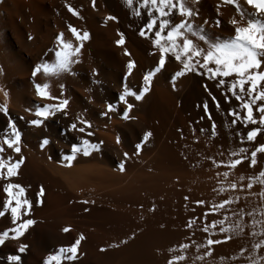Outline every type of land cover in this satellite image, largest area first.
I'll list each match as a JSON object with an SVG mask.
<instances>
[{
	"label": "bare ground",
	"instance_id": "1",
	"mask_svg": "<svg viewBox=\"0 0 264 264\" xmlns=\"http://www.w3.org/2000/svg\"><path fill=\"white\" fill-rule=\"evenodd\" d=\"M187 3L196 13L190 18L194 30L209 42L229 39L234 27L245 26L249 18L264 20L259 14L251 16L254 9L244 0H236L241 11L226 0ZM148 7L143 0H133L131 6L125 0H0V107L8 113L0 112V138L10 136L11 119L21 133L20 151L6 149L3 156L23 158L16 176L4 180L0 174V210L6 212L0 217V233L8 231L0 244V264H9V255L20 256V264H43L80 235L84 239L77 259L62 264H264V153H257V163L249 167L251 151L264 144V125L255 111L256 124L232 123L236 117L228 115L230 110L245 114L242 102L227 91L236 77H225L220 84L221 78L210 79L206 69L197 67L173 82L180 65L167 56L141 100L125 97L132 107L130 118H123L126 104L119 96L125 90L138 92L144 75L159 60V48L151 41L163 18L156 17V27L146 37L139 34L154 13ZM172 19L178 22L179 17ZM70 26L89 33L78 56L71 58L78 61L71 65V74L32 77L35 65L55 63L58 34L75 47ZM121 35L124 43L117 45ZM34 83H47L52 97L68 100L67 116L57 113L39 126L28 123L39 119L33 115L37 106L59 103L37 97ZM234 91L248 99L239 88ZM73 123L85 131H67ZM253 128L258 134L250 142L246 134ZM145 132L151 134L147 141ZM45 138L50 142L42 147ZM84 139L99 149H89L88 156L81 151L66 161L70 146ZM233 160L242 162L233 168ZM5 183L23 189L13 190L11 206L16 199L29 201L27 215L22 204L16 225L10 209L2 208ZM225 200L231 202L214 207ZM23 219L35 223L13 239L9 230ZM237 222L242 229L238 234L220 232ZM65 227L70 230L63 232ZM208 240L221 243L208 245ZM21 244L27 246L22 253ZM178 256L183 259L176 260Z\"/></svg>",
	"mask_w": 264,
	"mask_h": 264
},
{
	"label": "snow or ice",
	"instance_id": "2",
	"mask_svg": "<svg viewBox=\"0 0 264 264\" xmlns=\"http://www.w3.org/2000/svg\"><path fill=\"white\" fill-rule=\"evenodd\" d=\"M227 3L234 4L237 11H241L239 5L236 3V0H226ZM125 3L129 6L132 5L133 0H125ZM144 5H150L148 7L149 13H154L150 16L147 23L144 25L139 32L141 36H147V33L153 32L156 27V17L159 16L163 19L160 20L158 25V30L154 31V39L151 43L153 46L159 48V60L156 66L144 75L143 81L144 85L138 90V92L125 90L120 96L119 100L122 103L126 104V108L123 112V118L129 119L128 110L131 109L132 105L128 104L125 97L132 96L136 101L141 100L144 94L149 90L150 83L153 76L160 72L166 65V57L171 56L179 65V70L175 71L171 80L176 81L177 77H182L188 72H195L197 67L201 69H206L207 74L210 79L221 78L220 84H224L225 81L223 78L235 76L236 79L233 80L227 87L229 93H233V96L236 100L242 102V108L245 110L243 117L240 113L235 111H229L228 115L235 116L236 119L232 121L233 124L236 123V120H246L251 124H256L257 120L253 118V111L260 113L259 123L264 125V20L249 18L246 21L245 26H235L234 35L229 39L223 42H209L204 35L198 33L194 30V25L192 19L196 16V13L193 12L192 8L188 6L187 0H143ZM192 3H195V0H192ZM244 3L249 7L254 9V13L250 14L254 16L259 14V16L264 17V0H244ZM67 7V6H66ZM167 9V11H165ZM73 15L77 13L72 9L68 8ZM140 15L139 11L135 13ZM173 16L179 17L178 22L172 19ZM166 17V18H165ZM108 19H114V17H108ZM241 19H244L243 13L241 12ZM233 25H236L235 20L231 21ZM196 27H199L198 25ZM69 32L76 40L75 47L72 43L64 42L62 37L63 33H60L56 36V41L60 45L59 49L55 50V63L49 64L47 62L37 64L34 67L31 75L32 77H37L38 73H42L45 76H49L53 73L59 74L69 73L71 65L78 62L77 60L71 59L72 57L78 56L81 50L83 41L89 39V33L84 31L82 34L78 33L77 29L69 27ZM166 31V35H163ZM196 39H193V38ZM203 42V45L201 44ZM117 45H122L124 43L123 36H120V39L116 40ZM125 55H128L125 52ZM202 61V62H201ZM210 65H214L211 67ZM133 62L130 60L128 62L127 68L129 72L133 68ZM95 71V70H94ZM35 94L37 97L42 99H58L59 97H52L47 90L49 85L47 83H34ZM63 88V85L60 86ZM239 88L240 93L246 94L248 97L247 100L243 99V96L237 94L234 90ZM227 102V98H226ZM68 100H59L58 104H44L42 107L37 106L33 115L39 119H32L28 121L31 125L39 126L42 122V119H47L50 116H54L57 113L67 116L65 111ZM255 106V107H254ZM108 110L111 111L112 106H108ZM205 110L207 107L205 105ZM29 111V109H25ZM0 112H3L5 116L8 115L7 109L0 107ZM79 123L83 124L85 127H90L88 121L79 119ZM85 127H77L76 123H73L68 126L67 131H77L83 133ZM7 128L11 130L10 136L6 133L2 138V145H0V170H2V178L8 180L11 177L17 175V169L20 167L23 162V158L13 159L11 156L4 157L3 153L5 150H10L15 153H19L20 148V138L21 133L16 128L14 122L9 119L7 123ZM211 134L214 136L215 124L210 125ZM88 136H91L92 133L88 132ZM258 134V129L253 128L248 131L246 134L247 141H254V138ZM151 134L145 132L143 134V141H147ZM50 141L45 138L42 141L41 146L47 145ZM119 142V141H117ZM83 146V147H82ZM136 149L141 148V144H136ZM89 149L98 150L99 145L90 143L89 140H82L81 145L72 144L70 146L71 154L65 156V160L69 163L75 158V154L80 153L84 156L90 154ZM240 151H247V149H241ZM257 153H264V144H258L255 146L254 150L251 151V161L249 167H252L257 163L256 157ZM125 156L127 154L125 153ZM242 161L233 160L231 162V167H236ZM120 170H124L123 164L120 166ZM225 176L228 175L227 172L224 173ZM261 176H264V171H261ZM243 178V177H242ZM264 183V182H262ZM251 187V184L248 185ZM235 187V185H232ZM19 189L20 192L23 191L19 184L14 183H5L3 186V192L6 194V199L3 201L2 208L4 210L10 209L12 224H17V213L21 210L22 204L25 208L24 215H27V207L29 206V201L24 199L22 202L19 199L15 200V206H11V202L14 199V191ZM18 195V193H17ZM230 200H225L223 203L215 205V208H223L224 204L230 203ZM197 203L203 204V201H198ZM6 215V212L0 210V217ZM35 221L32 219H23L18 226L11 228L9 231L14 233L12 236L13 239L23 235L25 230L33 225ZM221 225L223 221L219 222ZM215 226V222L213 225ZM70 229L65 227L62 229L63 232H68ZM232 231L234 234H238V231H242L239 222L231 228L226 229L224 227L220 228V232ZM8 235V231L0 233V244L4 243V238ZM83 235H80L79 238L74 240L70 245L66 247H60L56 250V253L49 255L44 259L43 264H62V260L74 261L78 257V246L83 240ZM121 241L120 243H124ZM221 243L220 240H208V245H214ZM261 244H264V241H261ZM261 244L253 245L254 248H260ZM26 245L21 244L18 251L24 252ZM182 248H187L188 245L182 244ZM103 251V249H101ZM176 260L183 259V257H175ZM9 264H20V256L18 255H9L7 257ZM167 264H173L172 260H169Z\"/></svg>",
	"mask_w": 264,
	"mask_h": 264
}]
</instances>
